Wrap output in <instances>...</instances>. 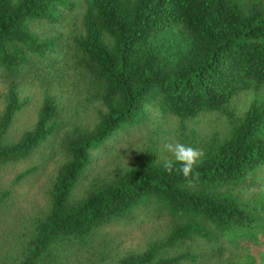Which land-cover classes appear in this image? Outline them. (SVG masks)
I'll use <instances>...</instances> for the list:
<instances>
[{"label":"trees","instance_id":"trees-1","mask_svg":"<svg viewBox=\"0 0 264 264\" xmlns=\"http://www.w3.org/2000/svg\"><path fill=\"white\" fill-rule=\"evenodd\" d=\"M0 264H264V0H0Z\"/></svg>","mask_w":264,"mask_h":264},{"label":"clouds","instance_id":"clouds-1","mask_svg":"<svg viewBox=\"0 0 264 264\" xmlns=\"http://www.w3.org/2000/svg\"><path fill=\"white\" fill-rule=\"evenodd\" d=\"M165 149L171 153L174 159H165L163 167L166 171H171L175 162L179 163V172L185 177L193 171L194 167L200 162L203 153L191 146L175 142L165 145Z\"/></svg>","mask_w":264,"mask_h":264}]
</instances>
